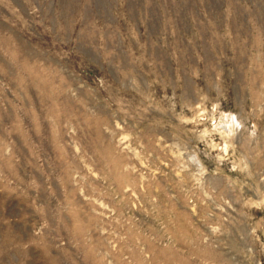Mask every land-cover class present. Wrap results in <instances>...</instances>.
Wrapping results in <instances>:
<instances>
[{"label":"rangeland","instance_id":"1","mask_svg":"<svg viewBox=\"0 0 264 264\" xmlns=\"http://www.w3.org/2000/svg\"><path fill=\"white\" fill-rule=\"evenodd\" d=\"M0 264H264V0H0Z\"/></svg>","mask_w":264,"mask_h":264}]
</instances>
